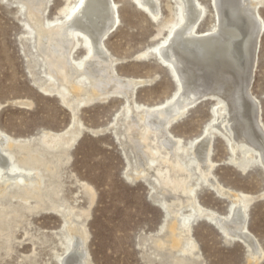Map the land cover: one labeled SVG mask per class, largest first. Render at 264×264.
Returning a JSON list of instances; mask_svg holds the SVG:
<instances>
[{
	"label": "bare ground",
	"instance_id": "1",
	"mask_svg": "<svg viewBox=\"0 0 264 264\" xmlns=\"http://www.w3.org/2000/svg\"><path fill=\"white\" fill-rule=\"evenodd\" d=\"M12 1L26 16L30 31L23 38L36 35L38 54L33 63L36 67L40 60L46 66L41 70L46 78L36 84L43 94L57 98L70 109L73 103L104 98L109 93L123 96L122 121L128 120L123 124L124 132L139 158L131 170L137 178L148 174L162 184L163 198L157 205L175 219L172 231L156 240V246L165 251L163 263L194 264L193 259L198 258L190 223L194 216L206 217L205 221L215 225L227 242L242 244L246 264L261 263L262 245L248 228L249 207L255 196L223 187L212 176L215 164L211 154L214 129L224 138L230 161L240 171L250 169L252 164L264 171L261 106L250 87L264 30L259 13L264 0H211L214 23L202 31L198 24L206 11L199 0H175L178 22L162 42L152 47L176 81L173 95L159 104L137 103L134 90L143 81L113 74L115 59L107 54L104 40L120 22L114 0H76L67 6L64 21L45 17L50 0ZM135 2L153 19L158 17V0ZM81 44L86 50L76 59L73 52ZM84 80L90 85L89 93ZM201 97L214 101L211 125L184 143L173 134V126L197 106ZM75 119L74 115L72 122ZM75 137L76 133L68 135L67 131H44L37 138L23 140L0 131V231L7 229L11 216L2 204L7 196L18 198L22 210L59 214L56 173ZM193 170L200 173L196 175ZM190 178L195 179L193 183ZM201 182L228 201L225 212L200 205L195 188ZM84 191L92 198L89 185H84ZM61 217L68 226L63 232L64 254L57 257V264H89L83 223L71 216Z\"/></svg>",
	"mask_w": 264,
	"mask_h": 264
},
{
	"label": "rangeland",
	"instance_id": "2",
	"mask_svg": "<svg viewBox=\"0 0 264 264\" xmlns=\"http://www.w3.org/2000/svg\"><path fill=\"white\" fill-rule=\"evenodd\" d=\"M75 1L50 0L45 17L66 20L67 6ZM114 1L120 22L104 40L107 54L115 59L113 74L143 81L134 90L137 103H162L173 95L176 81L152 47L162 42L178 22L175 0H158L160 13L156 19L135 0ZM199 2L206 11L198 24L202 31L212 27L214 8L211 0ZM18 8L12 0H0V131L23 140L37 138L44 131H67L68 135L76 133V137L56 173L60 215L22 210L18 198L7 196L2 200L11 216L7 229L0 231V264H57V257L64 254L63 232L68 226L61 216L83 223L89 264H164L165 251L156 246V240L172 231L175 219L157 205L163 198L162 184L146 173L137 178L131 170L139 158L124 132L123 124L128 120L122 121L123 96L109 93L104 98L73 103L72 110L57 98L43 94L36 84L46 78L41 71L46 66L40 60L34 66L33 59L38 54L36 35L23 38L30 30L25 25L26 16ZM259 13L264 21V3L259 6ZM85 50L84 45H78L74 58L80 59ZM84 82L89 93L90 85ZM250 87L261 106L264 125V30ZM213 103L211 99L200 100L174 124L173 134L184 143L200 136L211 125ZM212 132V176L225 188L255 196L249 207L248 228L264 251V171L255 164L240 171L230 161L224 138L214 129ZM194 180L190 178V183ZM85 184L92 188V198L85 193ZM195 196L204 208L218 212L227 209L228 201L203 182L195 188ZM14 209L16 214L12 213ZM197 217L190 220L197 243L198 258L193 259L194 264L247 263L242 244L227 242L215 225L206 222V217ZM259 264H264V258Z\"/></svg>",
	"mask_w": 264,
	"mask_h": 264
},
{
	"label": "water",
	"instance_id": "3",
	"mask_svg": "<svg viewBox=\"0 0 264 264\" xmlns=\"http://www.w3.org/2000/svg\"><path fill=\"white\" fill-rule=\"evenodd\" d=\"M156 54H157V53H156ZM157 55H158V54H157ZM158 59H159V60H161V59H160V57H158ZM172 76H173V75H172ZM173 78H174V77H173ZM202 98H205V97H201V99H200V100H202Z\"/></svg>",
	"mask_w": 264,
	"mask_h": 264
}]
</instances>
